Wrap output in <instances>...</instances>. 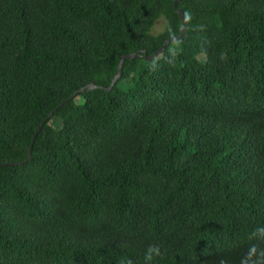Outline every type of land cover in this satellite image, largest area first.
Here are the masks:
<instances>
[{
    "label": "trees",
    "instance_id": "obj_1",
    "mask_svg": "<svg viewBox=\"0 0 264 264\" xmlns=\"http://www.w3.org/2000/svg\"><path fill=\"white\" fill-rule=\"evenodd\" d=\"M174 1L0 0V264H264V0Z\"/></svg>",
    "mask_w": 264,
    "mask_h": 264
},
{
    "label": "water",
    "instance_id": "obj_2",
    "mask_svg": "<svg viewBox=\"0 0 264 264\" xmlns=\"http://www.w3.org/2000/svg\"><path fill=\"white\" fill-rule=\"evenodd\" d=\"M178 2L179 0H175L174 3H173V7H174V10L175 12L177 13V15L180 17L181 19V31L179 33V35L176 37V38H180L183 33H184V30H185V21H184V18H183V15L181 14V12L178 10ZM170 41H167L159 50H157L154 54L150 55V56H147V55H144V58L146 60H151L153 58H155L157 55H159L163 50L164 48L167 46V44L169 43ZM137 57H141L140 54L138 53H132V54H128V55H122L119 59V64H118V67H117V74L114 76V78L112 79L111 81V84L109 86V88H107L106 90H110L112 88V86L115 84V82L120 78L121 74H122V65H123V62L125 59H129V60H133ZM98 88L94 83H90L89 85H87L86 87L82 88L80 90V92H84L85 89H96ZM77 95V93H73L64 103H61L60 105L57 106L56 109H54L47 117L46 119L37 127V130L35 131L32 139H31V143H30V146H29V151H28V159L27 161H30L31 160V151H32V147H33V144H34V141H35V138L36 136L38 135L39 131L41 130L43 124L51 119V117L53 116V113L59 109L63 104L71 101L75 96ZM20 164H24L23 163H11V164H4V165H0V167H4V166H15V165H20Z\"/></svg>",
    "mask_w": 264,
    "mask_h": 264
},
{
    "label": "clouds",
    "instance_id": "obj_3",
    "mask_svg": "<svg viewBox=\"0 0 264 264\" xmlns=\"http://www.w3.org/2000/svg\"><path fill=\"white\" fill-rule=\"evenodd\" d=\"M185 16H189L188 13H185ZM160 255V249L158 246H149L146 254H145V264H151V262L153 261L154 259V256H159ZM121 264H125L124 261H121ZM127 264H132V261L131 260H128L127 261Z\"/></svg>",
    "mask_w": 264,
    "mask_h": 264
},
{
    "label": "rangeland",
    "instance_id": "obj_4",
    "mask_svg": "<svg viewBox=\"0 0 264 264\" xmlns=\"http://www.w3.org/2000/svg\"><path fill=\"white\" fill-rule=\"evenodd\" d=\"M163 26H164V19L161 17L160 19L157 20L151 32L153 34H158L163 30Z\"/></svg>",
    "mask_w": 264,
    "mask_h": 264
}]
</instances>
